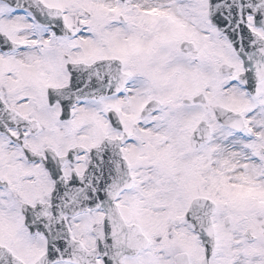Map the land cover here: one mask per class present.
I'll list each match as a JSON object with an SVG mask.
<instances>
[{
    "label": "snow or ice",
    "instance_id": "snow-or-ice-1",
    "mask_svg": "<svg viewBox=\"0 0 264 264\" xmlns=\"http://www.w3.org/2000/svg\"><path fill=\"white\" fill-rule=\"evenodd\" d=\"M0 264H264V0H0Z\"/></svg>",
    "mask_w": 264,
    "mask_h": 264
}]
</instances>
